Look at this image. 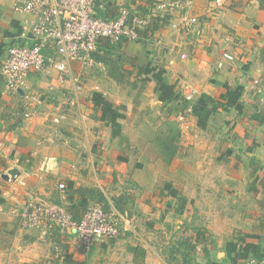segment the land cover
<instances>
[{"label":"crops","instance_id":"obj_1","mask_svg":"<svg viewBox=\"0 0 264 264\" xmlns=\"http://www.w3.org/2000/svg\"><path fill=\"white\" fill-rule=\"evenodd\" d=\"M157 1L97 0L95 9L106 20L116 19L122 9L153 16L139 41H102L96 53L103 66L124 63L131 81L140 79L141 99L137 91L116 98L114 91L124 86L113 82L109 67L100 82L97 75L88 78L87 68L70 63L84 90L57 125L53 120L64 109L70 81L60 82L57 72H32L27 89L8 94L0 75V264H243L264 259V101L249 88L252 80H264V0H193L189 15L198 21L189 31L177 30L178 15L156 13ZM22 21L14 0H0V69L8 49L21 43ZM184 84L197 90L188 122L217 136L204 139L205 145L233 168L218 176L223 183L216 186L229 210L224 216L204 217L216 203L201 198L199 185L161 182L154 190L167 174L158 162L147 171H131L134 153L147 157L152 148L151 138L135 140L151 123L148 115L157 114L158 126L167 131L171 124L179 129ZM26 94L38 97L30 118ZM13 168L20 174L5 180L2 175ZM136 173H151L152 185L136 179ZM130 181L132 190L126 187ZM60 182L67 185L65 195ZM125 191L132 196L128 206L117 203ZM31 193L66 204L77 219L94 203L114 208L123 232L85 251L74 232L44 237L24 229L19 215ZM183 197L188 203H182Z\"/></svg>","mask_w":264,"mask_h":264},{"label":"built area","instance_id":"obj_2","mask_svg":"<svg viewBox=\"0 0 264 264\" xmlns=\"http://www.w3.org/2000/svg\"><path fill=\"white\" fill-rule=\"evenodd\" d=\"M217 2L221 3V0ZM96 4L97 0H14V10L23 18L21 43L8 49L0 75L8 94L27 89L26 80L32 72L45 76L57 72L60 82L70 81L69 92L63 95L66 100L64 109L53 120L57 125L66 119L67 108L79 103V95L84 90L82 79L71 74L70 63L87 69L99 66L95 55L102 41L112 45L137 42L152 25V15L132 13L129 9H122L113 20L100 18L95 13ZM192 4L193 0H158L155 12L163 16L178 15L177 30L189 31L198 21L189 15ZM224 57L233 60L229 54ZM181 59H186V55L182 54ZM173 63L169 62L170 65ZM249 88L260 101H264L263 79L252 80ZM182 98L186 105L177 119L185 124L187 116L195 112L197 90L184 84ZM24 100L28 110L26 117L30 118L38 97L26 94ZM58 189L65 195L66 183L60 182ZM19 219L22 228L36 229L44 237L53 231L74 232L85 251L95 244L115 239L123 232L120 214L114 208L94 203L81 219H77L66 204L49 203L32 193L28 194ZM243 264H264V259L251 258Z\"/></svg>","mask_w":264,"mask_h":264},{"label":"rangeland","instance_id":"obj_3","mask_svg":"<svg viewBox=\"0 0 264 264\" xmlns=\"http://www.w3.org/2000/svg\"><path fill=\"white\" fill-rule=\"evenodd\" d=\"M109 60L112 59L109 58ZM112 62L108 61V63L106 62V65L104 63V66L101 64L93 68H88L89 71H86L88 78H94L97 75L100 82L105 81L108 76L105 73V70L109 67L110 70L114 71V74L109 75L113 82L124 86L122 89H119L118 92L114 91V93H118L115 97H122L123 94L137 91L139 93L138 96L141 99L145 89L143 88V83L139 82L140 79L131 81L132 74H130L127 67L125 68L124 63H121V66L117 68L116 66H113ZM97 72L103 74H98ZM117 77H119L118 80H116ZM135 84L139 86L137 90L134 89L136 86ZM96 95H99V93ZM138 106L145 107L146 104L144 105V103L138 101ZM142 115L144 116V114ZM189 116L192 117L193 114ZM189 116L185 124H182L177 119L179 125L178 130H175V124H171L168 130L172 135L171 137L166 128L158 126L160 117L157 114L154 113L153 115H148V119L151 123H145V130L138 131V134H141V137H136L135 140L137 142L140 139L151 138L153 141L152 148L147 157L138 153L139 150L137 148L138 152L136 151L134 153L131 171L134 172L136 167L140 170L144 167L147 171L149 167H152V165L154 166L155 163L158 162V164L163 167V172H166L167 174L166 176H160V179L162 180L158 178L159 182L154 186V190L157 188L160 189L159 183L161 182L168 184L169 186H174L175 182H183L184 185L189 184V186L199 185L202 187V190H200L201 198L204 196L209 202V197H211L216 203V209L213 211H205L204 217L212 213L224 216L223 214L229 212V210L227 209V206H224V203L220 199V195L216 191L218 190L216 186L218 185L217 181L220 182L223 178H218V176L223 175V173H228V170H232L233 168L231 167V163H227L223 157L219 158L213 151H208L204 139L211 140L217 136L213 133H204V131L200 130V126V129L197 126H192V122L190 120V123L188 122ZM146 159H148V161ZM150 175L151 173H136V179L138 177V180H141L142 183L150 186L152 185V180L149 178ZM181 175L186 177H178ZM187 175L191 178H188ZM220 183H223V181ZM213 184L215 185L211 188L214 190H210L208 187ZM132 185L133 183L130 181L126 184V187L131 188L132 190ZM129 197L132 196L128 195L127 191H125V194L118 198L119 202L117 203H120L121 205L123 204V206H128L129 203L127 204V202H129ZM182 203H188V199L183 197Z\"/></svg>","mask_w":264,"mask_h":264},{"label":"water","instance_id":"obj_4","mask_svg":"<svg viewBox=\"0 0 264 264\" xmlns=\"http://www.w3.org/2000/svg\"><path fill=\"white\" fill-rule=\"evenodd\" d=\"M20 174V171L16 168L8 170L7 173L3 174L2 177L5 180H14L18 175Z\"/></svg>","mask_w":264,"mask_h":264},{"label":"trees","instance_id":"obj_5","mask_svg":"<svg viewBox=\"0 0 264 264\" xmlns=\"http://www.w3.org/2000/svg\"><path fill=\"white\" fill-rule=\"evenodd\" d=\"M95 57H96V55H95Z\"/></svg>","mask_w":264,"mask_h":264}]
</instances>
